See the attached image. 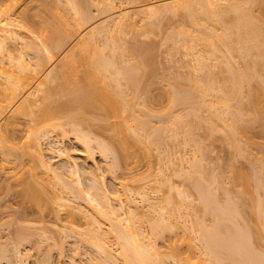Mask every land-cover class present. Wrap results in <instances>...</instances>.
Returning <instances> with one entry per match:
<instances>
[{
  "label": "bare ground",
  "instance_id": "bare-ground-1",
  "mask_svg": "<svg viewBox=\"0 0 264 264\" xmlns=\"http://www.w3.org/2000/svg\"><path fill=\"white\" fill-rule=\"evenodd\" d=\"M50 1L37 0V5L44 8L49 7ZM53 1L61 2V0ZM65 2L70 5L68 6ZM65 2L63 3L69 7V10L73 9L68 11L69 17L65 16L66 12L60 11V13L57 9L62 10L63 3H61L62 6L60 5L62 8H60L54 2L55 8L50 2L55 9L52 10L50 6L48 10L51 12V16L48 10H46L48 13L46 16L49 15L51 20L54 18L52 34L50 36H48L50 32L46 34L47 36L43 34L45 38L40 41L41 43L38 41L41 37L38 39L36 36L38 44L29 52L30 54L33 53L30 59L25 60L22 57L26 45L23 44L21 49L24 48L20 54L17 56L13 54V56L10 53L11 57L13 56L11 60L9 51L4 49L7 42L2 43L4 39L1 40L2 38H0V42L2 41L1 43L4 44V46L0 45V52L5 51L9 54V56L7 55L8 58L5 57L7 53L2 54L0 62L6 59L12 62L13 59L17 61H15L16 68H13L16 69L15 71L11 69L12 67H5L7 64L4 65V61V63L1 62L3 65L0 63V167L7 171H3L2 174L5 177L9 173L11 177L15 176V171H11V169L16 166L17 168L22 167L20 164H23V159L26 160L24 156H27L28 165L26 163V167H23L26 169L25 172L30 174L27 175L25 172L21 174V176L27 175V178L24 177V179L27 180L31 175L30 177L36 181L34 175L39 177V172L36 169L40 167L42 172L45 171L52 177L56 176L58 180L54 178L59 183L58 185H60L59 179L62 182V187L66 190H61V193L65 191L62 193L63 195L57 194L52 197L53 192H49L51 201L54 200L57 203L59 200L60 204L58 202L57 206L65 205L63 201L69 198L67 194H71L75 199L83 196L84 205L87 206L86 204L89 203L88 207L83 205L82 197V202L79 203V198L72 205V209L73 206L75 210L78 209L80 217H76L78 210L65 211L67 222L65 219L63 226L69 228V224L74 221L76 223L77 220L75 219L78 218L80 220L83 218L82 220L87 223V226H92L86 227L78 233L83 242L85 240L86 243L91 242L95 246L94 248L99 253L98 257H102L99 258L100 261L103 260L101 263L165 264L163 263L165 261L164 255L158 248L156 241L163 237L164 229L166 230L167 226H170L166 214L169 212L168 209H173L174 205L180 208L184 200H190L187 197H190L191 194H186L184 191L183 195L188 196L183 197V190L176 189L174 193L177 195L174 197L171 196L170 192L163 195L162 206L151 202L147 182L159 179L161 186L167 184V189H171L172 186L167 182L168 178L163 176L165 172L162 167L160 168L164 174L158 168L159 166L153 173L149 171V168L146 172H138L136 167L141 159L148 160L153 152V142L156 143L155 139H158L157 137L160 135L158 133L161 130L170 131L173 137L179 133L188 134L190 130L196 128H202L208 138L219 132L224 138L222 140L231 150L232 161L229 163L228 160V165H231L228 167L226 178L229 177L238 199L235 197L237 201L231 200L228 193L229 189H221L222 193L224 192V200L219 202L212 188L213 183L216 185L223 184L218 182V179L216 181L210 177L211 180L208 179L210 181L207 180L206 182L201 181L204 180L200 179L201 177L192 179L193 188L198 193L200 211L204 220L208 219L209 222L206 224L201 217V220L197 221L199 223L197 229L196 227L192 228L193 224L190 226L198 231L200 240L197 239L202 241V248H205L207 259L213 264H264V0H125L126 5H128L126 8L90 25L88 22L95 17V11L93 17L91 15L93 11L91 13L89 7L95 5L94 8L100 13H102L101 11L106 12L109 7H114L111 0H66ZM7 3L0 7V30H3L4 33L11 31L14 38L17 34L12 32L11 27L13 26L14 29V25L10 24L12 20L8 19L6 13H9L11 8L15 10V3H20L23 7L20 8L19 6L18 13L21 10L20 16L24 18L23 20L30 23L33 16L30 12L28 13L29 1L9 0ZM35 8L37 11L39 10L36 6ZM56 9L58 14L54 12ZM40 12L42 13V11ZM41 15L43 16L44 13ZM178 15H184L185 20L188 19L190 27L187 29L178 27L180 31L171 33V36L180 35L181 38H177L181 45L194 56L195 70L200 69L201 71V69L207 68L209 71L205 76L203 75V79L201 74V76H197L200 79H195L196 74H194L193 77L195 78L192 80H189L190 77L185 79L182 75L184 79H180L175 75L178 80L180 79L178 83L181 85L174 82V86L171 85L173 84L171 81L174 79H170L171 81L166 79L169 84L167 85L163 83L164 81L157 80V76L161 79L160 75L157 74L156 78L151 77L154 74L152 72L155 64L151 62L152 54L150 52L153 49L150 52L145 49L146 55L141 53L142 59L138 58L137 60L135 56L138 52L136 53L134 49L135 56H133V52L129 49L130 46L134 48L135 43L126 49L120 42L119 36L127 30L134 35H142L150 39L154 34L157 35L158 31L160 33L161 22L163 23ZM42 16L39 17L42 18ZM34 21L37 22V20ZM27 22L26 24H28ZM23 24L25 23L23 22ZM39 24L37 27L36 24L33 26L37 29ZM86 24L89 26L87 27ZM85 26L87 28H84ZM31 27L29 28L32 31L33 27ZM39 29L43 33L44 28L42 27L41 30L39 27ZM161 31L164 32L163 29ZM7 33L6 35H8ZM31 33L42 35L39 34V30H35V32L33 30ZM165 34L164 36H166ZM31 35L33 36V34ZM33 38L35 37L33 36ZM162 40L164 39L162 38ZM4 41H7V36ZM178 42L176 46L180 44ZM29 44L31 45L32 42ZM30 45L28 47L27 42L26 47L29 49ZM17 48L15 49L18 53L21 49ZM57 53H60L61 56ZM141 54L139 52V56ZM15 63L12 66H15ZM47 66H49L48 70L35 87V90L40 91L41 94L32 98L31 95L34 92H31L20 100L21 94L27 87L31 86L38 76L37 74ZM214 68H216V73L211 70ZM159 70L162 71L163 69ZM162 73L164 72L162 71L160 74L163 75ZM213 73L217 76H213ZM181 80L186 81L182 84ZM176 85L179 86L176 87ZM170 86H174L176 89ZM195 92L196 94H193ZM71 113L78 114L80 118L78 115L75 118L76 115ZM24 120L26 123L23 122ZM22 123L26 125V128H23L26 129L28 135L25 141L22 140L23 143L19 144V141L16 140L18 138L15 136L19 135V130L21 132ZM23 128L22 131H24ZM251 130L258 133L260 137L258 141L249 136L250 133L248 132ZM53 131L61 136H67L68 133H71L74 140L80 145L82 155L93 162L94 165L91 170L93 169L94 172L100 169L94 160L95 152L102 159L108 160L105 171L114 179H119L126 203L119 197L112 195L115 190L112 191L105 186L106 183L102 180L104 173L98 175L102 169L97 174L89 172L90 170L87 171L91 183H85L88 185L85 188L87 187L89 191L85 189L86 192H83V188L74 187V184L78 185L82 181L80 179L81 170L77 162L69 159L64 148L59 145V140H52L50 133ZM147 133L149 139L151 137L150 140L147 139ZM20 136H18L19 139ZM14 140L18 142L16 143ZM44 140L49 144L47 148L50 154L56 152L57 157L64 158L69 164L70 176L73 174L72 176L76 178H72V180L74 179L72 183H76L72 184L67 181L68 179H65L69 177H64L62 171L60 172L63 166L55 168L51 161L45 158L46 150L44 151V146H42ZM158 143L161 144L159 141ZM135 146L139 148L138 151L134 148ZM253 147L257 153L252 157L249 156V152L251 148L254 149ZM195 152L190 157V165H193L195 158H197ZM204 153L203 156L206 155ZM238 157L248 158V166H252V169L248 167L249 171L247 172L251 173L244 172L245 169L242 171L233 167L235 166L233 159ZM199 160L197 161L200 164ZM36 166L39 167L35 168ZM193 167L195 166L193 165ZM193 170L195 169L193 168ZM184 172L183 176L192 177L191 170L187 169ZM21 176L19 175V177ZM223 177L225 178V176ZM183 179L186 181L185 178ZM186 179L188 180V178ZM55 183L53 181L52 185L56 188L57 183ZM60 187L58 186V189ZM221 188H224V185ZM47 193L46 191L45 194ZM79 194L80 196H77ZM134 194L139 196L149 209H158V212L153 216L147 214L149 217L146 218L149 219V223L146 230L135 213L138 206L134 203ZM56 196L57 200L55 199ZM33 197V200H36L35 196ZM45 198L48 197L45 195ZM113 199L117 201V205H113ZM66 205H68V200ZM67 207L69 208L70 204ZM38 208L42 209L37 206L35 211ZM53 210L58 209L53 208ZM150 210L153 212L154 209ZM35 211H33L35 215L39 216L40 212L36 213ZM98 216L99 218H97ZM99 219L103 221L100 222ZM104 221L108 224V229H104L101 225ZM22 229L18 227L21 233L18 232L21 235H23L22 232L27 235L34 234V231L29 233L25 229L22 231ZM72 231L74 232V229ZM15 232H13L14 237L17 234ZM63 232L65 234V231ZM75 232L77 231L75 230ZM48 233L50 234V232ZM31 236L32 234H30ZM25 237L27 236L24 235ZM47 237L52 239L49 235ZM57 237L56 243L60 239L59 236ZM17 238H21V236L16 237L15 243H17ZM107 238L114 240L118 245L117 258L122 260L121 263L117 262L116 254H113L106 246L104 240ZM61 243L60 241L59 247L57 246L59 250L62 248ZM15 245H13L14 249ZM3 249L0 253H6V249L4 251ZM16 249L14 254L20 259L22 253L19 252L18 248ZM47 260L49 259L47 258Z\"/></svg>",
  "mask_w": 264,
  "mask_h": 264
},
{
  "label": "rangeland",
  "instance_id": "rangeland-1",
  "mask_svg": "<svg viewBox=\"0 0 264 264\" xmlns=\"http://www.w3.org/2000/svg\"><path fill=\"white\" fill-rule=\"evenodd\" d=\"M27 1H29V5L27 7V9L29 11L28 10L27 11H28V13L30 12L33 16V17L31 16L32 22L28 23L27 21L23 20L24 18L20 16L21 10L18 13L19 6H20V8L23 6L20 3L19 4L15 3V7H14L15 10L13 8H11L10 9L11 12L9 10L8 11L9 13H6V15L8 14L7 16H8V19L10 21L12 20L10 24L14 25L15 30L13 29V26L11 28H12L13 33L16 32V34H17L16 37L13 38V35H11V31L9 32L10 36H8L9 33L6 32L8 34V35H6V33H4L3 30H0V38H2L1 40H3V39L5 40V38L7 36V41L3 40V42L2 41L1 42L2 43L7 42L6 43L7 45L5 44L6 48H4V49H5V51H9L8 52L9 54L12 53V55L14 54L15 56H17V54L21 53V51L23 50L24 47H25V49L26 48L28 49V47L30 45L29 42L30 43L32 42V44L30 45L31 50L29 51L30 48L28 50L24 49L22 52L23 53L22 57H24L25 60L26 59L28 60L32 57L31 55H33V53L30 54L29 52H31L33 47L36 44H38L37 40L40 37H41L40 40H38L39 43H41L40 41H43V39L45 38V37H43V34H44V36H47L46 34L49 32L50 33L48 36H50L52 34L54 18H53V20H51L50 17H48L49 15L51 16V12L48 10L50 8V6H51V9L53 10L56 8V5H54V2L58 5L57 7H59L61 5V3L65 2L66 0H61V2H59V3L51 0L50 2H51V4L53 3L55 8H53L54 6L51 5L50 2H49L50 6L48 5L49 7L46 6L44 8L42 6L37 5V0H27ZM58 1H60V0H58ZM87 1H90V0H87ZM111 1H112L111 4H113V6L115 8L109 7V9H107L106 12L101 11L102 13H100L99 10L97 11L96 8H94L95 5L94 6L90 5V6H93V7H89V9L91 10V13L93 11V13L91 15L93 16L94 11H95V14H94L95 17L93 16L94 18L92 17L93 19L90 20L91 22L90 21L88 22L89 25L92 23H97L98 21H101L103 18H106V17L110 16L111 14H113L117 11H120V10H122L128 6V5H126L125 0H121V1L120 0H111ZM6 2L9 3V0H0V7H3V5L6 4ZM2 3H4V4L2 5ZM65 3H63L64 6L67 4V3L66 4ZM67 5L69 6L70 4H67ZM67 5L65 7L63 6V8L60 6V8H62V10L59 8H57V9L59 12L60 11L66 12L65 16L69 17V12L72 11L73 9L70 7L71 10H69V7ZM35 6L39 9L38 11L35 8ZM66 7H68V8H66ZM42 9H45V10H42ZM57 9L54 10V12H56V14L59 13L57 11ZM110 9H111V11H110ZM46 10H48L50 13L47 16H46V14H48V13ZM40 11H42V13ZM36 12H38V13H36ZM54 12L52 11V14H54V16H55ZM43 13H44V15L42 16L41 14H43ZM39 16H42V18ZM33 18H34V20H37V22H35L33 20ZM39 18H40V20H39ZM46 18H48V19H46ZM29 19H31V18H29ZM38 20H39V22H38ZM12 22L17 23V24H14V23L12 24ZM23 22L25 24L27 22L30 25L29 26H28V24L25 25V24H23ZM188 22H189L188 19L185 20L184 15H182V16L178 15L175 17H171L170 19H167L163 23L161 22V24H162V26L160 28L161 35L158 31L159 35L154 34L152 37L148 36V37H150V39L147 37H144L142 35H134L133 33L126 30L124 33H121L122 35L120 34L121 35V36H119V38H121L120 42L126 47V49L128 46L134 45V43H135V45H137V47H139V48H137V47H135V45H134V48H132L133 46H130L131 48L128 47L130 49V51L133 52V53L131 52L133 54V56H135L134 55L135 54L134 49H135L136 53L138 52V54L136 55L137 57L135 56V58H137V60H138V58L142 59V54L146 55L145 49H148L149 52H150V50L153 49L150 52L152 54V61L151 62H153L155 64L154 65L152 64L154 66L152 73H154V74L153 75L151 74L152 75L151 77L153 78V76H154L156 78V75L158 74V75H160L159 77L161 79H159L157 76V80H161V82L164 81L163 83H166L167 85H169L168 81H171L173 79H174V81H171V83H173L171 85L178 83L181 78L187 79L188 77H190L189 80H192L195 78V77H193L194 74H196L195 79H197V78L200 79V77H197V76H201V75H202L201 78L203 79V75L205 76V74L208 73L209 70H207V68H203V70L201 69V71H200V69L195 70L196 69L195 64H194L195 61L193 60L194 56H193V54L191 55L190 53H188L183 48L180 40L177 38L180 35L178 36V34H175L174 36H171V33L174 34L177 31H180L178 29H180L181 27L183 29H187V27L189 28L190 25L188 24ZM32 23L36 24L35 25L36 27L39 23L41 25L39 24L38 28L36 29V27L33 26ZM88 24H86L87 27L89 26ZM30 26L33 27V28L32 27L31 28L34 30V32H35V30H39V34L42 32V31H40L39 27H41V30L43 27L44 29H43V33H41L42 35L39 36L38 33H36V34L31 33V32H33V30L32 31L30 30V28H29ZM86 26L84 28H87ZM178 27H180V28H178ZM48 28H50V29L48 30ZM161 29H163L164 32H162ZM169 30H171V31L169 32ZM163 33L164 34L167 33V34H165L166 36H164ZM31 34H33V36L35 38H33V36ZM3 35H5V36L2 37ZM29 35H31V36H29ZM36 36H37V38L38 37L39 38L37 39ZM8 37H10V38H8ZM30 37H32V38H30ZM174 37H175V39H174ZM162 38L164 40H162ZM179 38H181V37H179ZM30 39H31V41H30ZM171 40H173L175 42V45H174V42ZM178 41L180 42V44H178L179 47L176 46ZM1 42H0V45L2 44ZM27 42H28V47H26ZM144 43H147V44L144 45ZM23 44L24 45L26 44V45L21 49V46ZM2 45L4 46V44H2ZM140 46H142V47H140ZM17 47H19L21 49L20 52H18V53L16 50V49H18ZM5 51L0 52V56H3L2 54H6L7 52H5ZM26 51H28V52H26ZM139 52H140V54L142 53L140 56H139ZM8 53L6 54L5 57H7V55L9 56ZM25 53H26V56H25ZM57 55H60V53H57ZM57 55H56V58H58ZM13 56L11 57V54H10L9 58H11V60H12ZM11 60L9 61V59H6V60H3L5 63L3 61H1V62H3L4 65L7 64V65H5V67H12L11 69L14 70L13 68L14 67L16 68V63H15L16 59H15V61L13 59V62ZM7 62H9V63H7ZM3 63H1V65H3ZM14 63H15V66H12ZM8 64H10L11 66ZM48 68H49V66L45 67L44 70H42L39 74H37L38 76L34 79L31 86L27 87V89L19 97L20 100L23 99V97H25L27 94H29L31 92H34L31 95L32 98L37 94L38 95L41 94L40 91L35 90V87H36L38 81H41L42 77L44 76V74L46 73ZM156 69H158V70L156 71ZM159 69H163L162 71L164 73H162V74L164 76L160 74L162 71ZM215 69L216 68L211 69V70L212 71L214 70V72L216 73L217 71ZM213 74H210V75H213ZM169 75H170V77H169ZM175 75H177L178 78L180 77V79L178 80L177 76H175ZM171 76H174L175 78L171 77ZM191 76H192V78H191ZM213 76H217V74L216 75L214 74ZM166 77H168V78H166ZM163 79H165V80H163ZM166 79H168V81H166ZM175 79H177V81H175ZM157 80H153V81H157ZM189 80H187V81L189 82ZM182 82L183 81L181 80V83ZM179 85H181V84H179ZM179 85H176V87ZM174 86H170V87L176 89ZM193 94H196V92ZM194 99L196 100V97ZM138 100H141V99H138ZM71 114H73V113H71ZM73 115H76L75 118H77L78 114L75 113ZM78 118H80L79 115H78ZM23 122L26 123L25 120ZM24 123H22V127L20 126L21 132H20V130H19V133L17 132L19 134L18 136H20V133H21V136H23V137L20 136L21 141H20L18 136H15L18 138L16 140L19 141V142L17 141L19 144L23 143L22 140L25 141L26 136L28 135V133L25 131L26 129L23 128L26 126ZM47 123H49V122H47ZM84 124H86V123H84ZM22 128L24 131H22ZM201 129L202 128L192 129V130H190L191 132L190 131L188 132V134L187 133H179L180 135L178 134V135H175L174 137H173V135H171L170 131L169 132L167 130H161L162 132L159 131L158 135L159 134L160 135L157 137L158 139H155L156 143L155 142H153L154 144L152 143L154 145L153 150H152L153 151L152 154L149 156L148 160L141 159L139 164L136 167L138 172H146L147 168H149V171H151L152 173L157 169L158 166H159L158 168L160 170H161L160 167H162V170H164V172H165V174H164L163 171L161 170L162 174H164L163 176L168 178L167 182L169 184H171V186H172L171 189H167V184L161 186V181L159 179H157L155 181L150 180L149 182H147L148 191H150L149 197H150L151 202H155L156 204L162 206L163 202H161V199L163 198V195L165 193L167 194L170 192L171 196L174 197V195H177L174 193L176 189H182L183 190L182 191L183 197L188 196V195H186V196L183 195L184 191L186 194L187 193L189 195L191 194L190 197L189 196L187 197V199L190 198V200L189 199H188V201L184 200L183 203H181L182 205L180 208H177V205H174L173 209L172 208L168 209L169 212L166 214V217H167L166 219H167V222L170 223V226L169 227L167 226L166 230L164 229L163 237L159 238L156 241L158 248L161 250L162 254L164 255L165 261L163 263H165V264H213L212 261L207 259L208 257L206 256V254H205L206 252L204 251L205 248H202L203 243H202V241H199L200 239H199V235L197 233L198 231L192 229L195 227L197 229L198 224H199L197 221L201 220V217L206 224H208V222H209V220L207 218H205V219H207L206 221L204 220V217L202 216V212L200 211V208H199V203H198L199 199L197 196L198 193H196L195 188H193L194 182L192 183V181L195 178L201 177L200 179H204L201 181L206 182L208 179H210V177H212V180L215 179L217 181V179H218V182L223 183L221 185L217 184L219 186H217L215 183L212 184L213 185L212 188H213L215 195H216V198L219 200V202H222L224 200L223 199L224 198V196H223L224 192L222 193L221 189H227V190L229 189L228 193H229V197L231 200L237 201V199H238L236 196V192L233 189V184L230 182L229 177L226 178L227 172H228V167L231 165V164L228 165V160H229V163H231V161H232V159H231L232 155L230 154L231 150H230L229 146L226 143H224V141H223L224 138H222V135H220L219 132L218 133L216 132V134L214 133L215 134V135L213 134L214 136L208 138L206 135V132L203 129L202 130ZM189 133H191V134L189 135ZM248 133H250L249 136L252 137V139H255L257 141L260 139L258 133L255 130H251ZM145 134H144V136H145ZM50 135H51L52 140H59L58 141L59 145L64 148L69 159L77 162L78 167L81 170L82 174H81L80 179L82 180L81 181L82 184L79 183L80 184V186H79V184L78 185L74 184L76 182L72 183L73 180L76 178H74L72 176L73 174L70 176L71 173H70V170H68L70 167L69 164L66 163L64 158L57 157L56 156L57 154L55 155L56 152H52L53 154H50V152L48 151V148H47V147H49V144L46 140H44L42 146H44L43 147L44 151L46 150L45 151V156H46L45 158H48V160L51 161L52 166L55 168L61 167V166L64 167V168L61 167V169L60 168L59 169H60V172L62 171V174L64 175V177H69V178H65V179H68L67 180L68 182H71L72 184H74L73 185L74 187L83 188V192L85 191V189L89 191V189H87V187H88L87 184H89L91 182L89 181L90 177L88 178V176H90V175L87 171L90 170L89 172L97 174L102 169V172H100L98 175H101L102 173H104V175H103L104 179H102V180L104 181V183H106L105 186H107V188H109L112 191L115 190L114 191L115 193H113L112 195L119 197L124 203H126L125 196L123 195V189H122L121 185L119 184V179H114L111 175H109L105 171L106 166H107L106 162L108 160L102 159L100 156H98V153L96 154V152H95V154H94L95 159L94 160L97 163V165L100 167V169L96 170L94 172L93 169L91 170V168L94 165L93 162L90 159L86 158L84 155H82L81 147L74 140L73 135L71 133H68L67 136L66 135L61 136L56 131H53L50 133ZM205 135H206V137H205ZM147 137H148L147 139H149L148 133H147ZM159 137H160V139H159ZM145 138H146V136H145ZM150 139H151V137H150ZM158 141L161 142V144H159ZM134 148L136 149V151H138V149H139L137 146H135ZM203 149H205L206 151H204ZM178 151H179V153H178ZM194 152L197 156V158H195V162L193 164L195 167H193V165H190L191 164L190 163V161H191L190 157L192 156V154ZM203 153L206 155L203 156ZM255 153H257V150L255 148L254 149L251 148V150L249 152V156L253 157L255 155ZM201 154H202L203 158H202V156H200L201 158L199 157V155H201ZM24 158H26V160L23 159L24 160L23 164H20V166H22V167L23 166L26 167V163L28 162V157L24 156ZM197 160L200 161V164ZM233 160H234L233 165H235V166H233L234 168L236 167L239 170L241 169L242 171H244V169H245L246 171H244V172L249 171L248 167H250L252 169V166H248L249 162H248V158H246V157H242V158L238 157V158H235ZM27 165H28V163H27ZM22 167L17 168V166H16L15 167L16 170H14L15 168L11 169V171L12 170L15 171V173H14L15 176H13V177H11L10 173L8 174L7 177H5V175L2 173H3V171L4 172H7V171L3 170L0 167L2 169V171L0 170V177H1V179H0V247H1L0 251L2 248L6 249L5 250L6 253H0V264H12V263L13 264L14 263H16V264H50L51 262H52L51 264H103V263H101V262H103V260L100 261V259H99L101 256L98 257L99 253H98L97 249L94 248L95 246L92 245L91 242L86 243L87 241H85V240L83 242V239L81 240L80 235L78 233V231H80L86 227H92V226H87V223H84V220H82L83 218H81V220H80V218L75 219V220H77L76 223H75V221L72 224L70 223L69 228H68V226L67 227L63 226V224H65V223H63V221H65V219H66L65 218L66 217L65 211L66 212H67V210L73 211V209H74V211L78 210V209L75 210L74 206L72 209V205H74L75 204L74 202H77L79 198H80L79 203H80V201L82 202V200H83L82 203L84 205L85 204L84 203L85 200L83 199L84 197L81 196L82 200H81V197H78V199H75L71 194L70 195L67 194V196L69 198L68 199L66 198V199L68 200V205L70 204L71 208L69 207L70 208L69 209L67 207L68 205H66L67 204L66 199H65L66 201H63V203L65 202L64 206H59V205L57 206L56 204L59 202V200H57V196L55 198L58 201L57 203H56V201L54 202V200L51 201V199H49L51 197V196H49V192H51V191L53 192V195L51 194L52 197H55V195H57V194L63 195L62 193H64L66 190L64 187H62L63 184L60 181V179L58 182H60L62 189H61L60 185H58L59 183H57V181L55 180L56 176H54L55 177L54 178V177H52V175L50 176L49 173L45 172L44 170H43L44 172H42V169H40L39 166H36L35 168L39 167L36 169L39 172V174L37 173L39 177L37 178V175H34V178H36L37 180L36 181H35V179L33 180L32 177H30L31 175H29L28 179L26 180V178H27L26 176L30 173L25 172L26 169L24 167L23 168ZM193 168L195 170H193ZM187 169L191 170L192 177H190V178H189V176L188 177L183 176V174L185 173L184 171H186ZM251 169H250V171H252ZM9 172H10V170H9ZM24 172L27 175L21 176V174H24ZM200 172L202 173V175ZM247 173H251V172H247ZM83 174H84V177H83ZM19 175L21 177H19ZM194 175H195V177H193ZM198 175H199V177H198ZM223 176H225V178ZM24 177H26V178L24 179ZM51 177L53 178V180L51 179ZM72 178H74V179L72 180ZM85 178H87L88 180ZM183 178H185L186 181H184ZM186 178H188V180ZM50 179L52 182L50 181ZM56 179L58 180V178H56ZM69 179H71L72 181ZM189 179H191V180H189ZM102 180H101V182H102ZM210 180H208V181H210ZM53 181H55L57 183V184L55 183L56 188L52 185ZM30 182H32V183H30ZM85 183H87V184H85ZM42 185H43V188L45 187L44 189L48 192L47 193L48 195L45 194L46 191L44 192ZM190 185L191 186L193 185L192 188ZM222 185H224V188H221ZM58 186L60 187L59 189H58ZM85 186H87V187L85 188ZM54 188H55V190H54ZM63 189L65 191L61 193V190L63 191ZM193 189H194V191H193ZM194 192H195V194H194ZM68 193H70V192L68 191ZM45 195L48 198H45ZM33 196H35L36 200H33V198H34ZM65 196H66V194H65ZM70 196H71V198H70ZM77 196H80V194ZM195 196H197V197H195ZM133 198H135L134 203L137 204V206H138L135 213H136L137 217L139 218V220L142 221L143 228L146 230L148 227V223H149V219H147L146 217L153 216L154 214H156L158 212V209L157 208H150V209H154L153 212H151V210L147 207V204L145 202H143L142 200H140L139 196L134 194ZM38 199H40V200L38 201ZM49 201L51 202V205H50ZM188 202H190L189 203L190 205L188 204ZM36 203H37V205H36ZM112 203H113V205H117V201L114 199L112 200ZM192 203H195L196 205L195 204L193 205ZM58 204H60V202ZM88 204H86L87 206H85V205L84 206L88 207ZM37 206L41 207L42 209L38 208V210L35 211L37 209ZM50 208H52L51 213H50ZM53 208L58 209V210H53ZM125 209H127L126 206H125ZM32 210L35 211L36 213L39 211L40 212L39 216L35 215V213ZM53 211H56V212L54 213ZM57 211L59 212V214H57L58 213ZM22 212H24V213H22ZM32 212H33V214H32ZM79 212L80 211L78 210V212H77L78 215L76 214V217H80ZM200 213H201V215H200ZM54 214L55 215L57 214V216H54ZM147 214H149V216ZM58 216H60V217H58ZM38 217L41 219V221H39L40 219ZM55 217L57 218L56 220H58L59 222L55 220ZM141 217H145V218H141ZM197 217H198V219H197ZM97 218H99V216ZM42 219H43V221H42ZM100 219H99V221H100ZM102 221L103 220H101L100 222H102ZM66 222H67V219H66ZM104 222L101 225L103 226L104 229H108V224L106 222L105 223ZM190 225H192V228ZM18 227H19V229L23 228V229L27 230V232H29V233L34 231V234L30 233V234H32L33 237L32 236L30 237V234H28L29 236L27 234H24V232H22L23 235H21L20 234L21 231L18 230ZM15 228H16V230H15ZM59 228H61V229H59ZM63 228H64V230H63ZM23 229H22V231H23ZM73 229H74V232L72 231ZM28 230H30V231H28ZM57 230H59L60 232H58ZM61 230H62V234H61ZM75 230L77 232H75ZM15 231L17 232V234ZM51 231L53 234L51 233ZM63 231H65V234ZM194 231H196V232H194ZM13 232H15V234H16L15 237H14ZM48 232H50V234ZM59 233L62 237H65V238H62L59 235ZM17 235L21 236V238H17V240L19 239L18 241L16 240V242L17 243L19 242V244L14 242L16 237H18ZM24 235L27 237L24 238ZM48 235H49V237H52V239L48 238L47 237ZM196 235H198V237H196ZM57 236H59V238H60L58 243H56L58 240V239H56V238H58ZM60 241L63 243V245L61 243L62 248L59 250L57 248V246L60 243ZM104 241H105L106 246L111 250V252L113 254H116L115 257H116L117 262L121 263L122 260L117 258L118 257V255H117L118 245L116 244V242L110 238H107ZM13 245H15V249L18 248L19 252L22 253V255L20 254V259H19V256L14 254L15 249H14ZM17 245H19V246H17ZM4 249H3V251H4ZM16 256H17V258H16ZM47 258L49 260H47ZM17 259H19V260H17ZM222 264H225V263H222ZM233 264H238V263H233Z\"/></svg>",
  "mask_w": 264,
  "mask_h": 264
}]
</instances>
